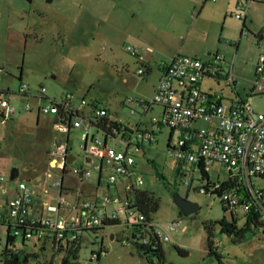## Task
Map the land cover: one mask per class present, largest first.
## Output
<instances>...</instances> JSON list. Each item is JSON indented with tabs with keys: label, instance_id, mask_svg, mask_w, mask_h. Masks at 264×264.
Here are the masks:
<instances>
[{
	"label": "rangeland",
	"instance_id": "rangeland-1",
	"mask_svg": "<svg viewBox=\"0 0 264 264\" xmlns=\"http://www.w3.org/2000/svg\"><path fill=\"white\" fill-rule=\"evenodd\" d=\"M237 1L177 2L178 9H165L167 18L155 32V7L151 0H0V92L5 93V98L10 97L16 107L27 100L32 106V111L16 112L12 119L0 125L3 174L0 213L4 212L6 201L17 194L20 181L31 189V214L38 212L45 218L51 213L48 207L57 206L60 196L74 204L73 191L100 195L98 173L93 172L89 179L80 181L72 172L73 167L85 166L82 129L71 128L67 137L54 128L55 114L38 113L40 106L53 100L62 103L67 98L73 111L87 115L89 106L83 105L82 100L88 103L96 100L108 108L111 125L118 129L117 139L111 145L125 150L124 140L131 138L135 165L144 178L142 188L159 199V207L152 215L156 227L164 230L169 223L179 220L186 226L184 232L173 231L170 241L162 242L163 263L156 264H264L262 227L240 243H233L230 236L216 227L213 239L220 262L208 255L202 222L223 217L230 220L229 213L223 210L219 196L202 191L199 174L190 186L177 174L175 161L167 152L169 140L174 143L176 135L171 137L169 127L158 129L151 122L159 114L160 106L153 104L145 113L138 109L142 115H131L125 103L129 98H149L155 83V70L143 76L137 74L141 65L126 51L128 47H135L138 55H143L147 47L155 55L156 47L161 45L174 54L192 50L190 55L201 59L219 53L232 61L237 89L244 94L250 80L255 78L259 52L264 46V0L250 1L246 33L242 32V21L233 15ZM135 28L142 29L139 38ZM21 83L28 86L31 95L44 87L45 98L17 94ZM201 88L221 92L223 97L231 93L223 80L204 78ZM253 103L257 111L264 112V92L254 94ZM138 124L155 132V139L139 150L132 133ZM196 125L206 127L208 123L200 120ZM56 139L67 144L74 157L66 163L64 174L62 167L50 163L54 157L61 161L55 154ZM13 168L17 169V175L11 179ZM108 175L109 172H104L100 185L106 184ZM226 175L217 165L209 171L210 180L225 179ZM61 181L62 192L57 184ZM253 182L264 189V177ZM174 192L197 203L198 210L187 216L180 214L172 199ZM239 214L237 223L242 225L245 218ZM123 231V226L106 225L98 233L78 232L79 249L75 257L68 254L66 247L61 251L50 245L42 248L36 239L23 244L18 238L15 248L23 253L21 264H147L133 244L123 245L119 241ZM5 233L6 227L0 226L3 239ZM3 244H0V264H5L1 255ZM100 245L105 253L97 259L93 253L99 252ZM176 248L187 254H179ZM25 257L27 261H23Z\"/></svg>",
	"mask_w": 264,
	"mask_h": 264
},
{
	"label": "built area",
	"instance_id": "built-area-1",
	"mask_svg": "<svg viewBox=\"0 0 264 264\" xmlns=\"http://www.w3.org/2000/svg\"><path fill=\"white\" fill-rule=\"evenodd\" d=\"M250 1L238 0L233 11L234 17L242 21L244 33V20ZM126 51L140 62L137 74H147L148 64L135 48L128 47ZM160 68L161 76L149 98L127 99L125 103L129 113L142 115L138 109L145 113L153 104L159 105L160 112L151 118V122L158 129L161 126L169 127L171 137L176 135V141L169 142L167 152L174 159L176 172L183 177L184 183L190 186L196 174L203 183V192L208 182L214 185L213 188L226 183L219 197L230 217L239 219V213H242L244 218L249 216L264 221V189L253 182L255 178L264 177V112L257 111L253 103L254 94L264 92V48L259 52L255 78L251 80L247 96L233 97L226 103L222 101L221 92L201 88L204 78L223 80L227 86L235 88L238 82L234 77L232 61H227L223 55L209 54L208 58L201 59L178 53L171 61L162 63ZM44 91L45 88L41 87L35 95H31L28 86L21 83L17 94L41 99L45 98ZM6 93L10 96V92ZM4 94L0 92V125L12 119L16 112L32 111L28 100L16 107ZM81 103L89 106L87 115L73 111L67 98L62 103L53 100L40 106L38 113L55 114L54 128L66 133L67 137L71 128L82 129L81 147L85 166L73 167L72 172L80 181L89 179L93 172L101 178L104 172H109L106 184L98 185L100 195L73 191L76 198L74 204L67 203L60 196L57 206L48 207L51 213L45 218L38 212L31 214L32 192L25 182L20 181L16 187L17 194L6 201L4 212L0 213V226L6 227L4 239L0 236V244L4 243L2 250L9 231L23 244L29 239H36L43 248L46 245L68 248L78 239V232L98 233L97 228L105 223L123 226L124 231L119 238L123 245L136 241L147 244L155 240V236L161 242H167L170 241L171 232L186 230L180 220L169 223L167 229H159L154 223L153 214L146 215L141 211L135 196L143 189L144 178L135 165L134 151L130 148L131 138L124 140L127 143L125 150L112 146L117 139V127L112 126L108 135L95 126L101 125L100 119L107 114V108L96 100L88 103L83 99ZM200 120L208 125L198 127L196 123ZM132 133L137 150L155 139L153 130L139 124ZM55 154L61 161L54 157L53 165L63 168L68 163V155H71L67 144L61 141ZM214 165L226 172L225 179L210 180L209 171ZM204 175H208L209 179L204 180ZM2 180L0 170V183ZM57 184L60 185V182ZM103 250L100 254L105 253ZM93 255L98 256L96 253Z\"/></svg>",
	"mask_w": 264,
	"mask_h": 264
},
{
	"label": "trees",
	"instance_id": "trees-1",
	"mask_svg": "<svg viewBox=\"0 0 264 264\" xmlns=\"http://www.w3.org/2000/svg\"><path fill=\"white\" fill-rule=\"evenodd\" d=\"M262 34L258 36L257 39L261 40ZM149 68V66H148ZM20 79V77L18 78ZM107 114L100 119L101 125H95L96 127L100 128L104 133L110 135L111 134V121H110V111L107 108ZM171 136V134H170ZM171 139V137H170ZM170 142V140H169ZM169 144V143H168ZM66 165L62 168V174L66 173ZM100 175L98 178V185H100ZM204 180L209 179L208 175H204ZM224 185H227L226 183H223L220 187L218 188H213V184L208 182L204 186V192L205 193H210L213 195L219 196L221 191L224 190ZM63 187H62V181L60 182V191L62 192ZM135 199L137 203L140 206V209L143 213L146 215L148 214H153L154 212L157 211L159 207V199L154 196V194L148 190L142 189L139 190L136 193ZM223 210L224 207H223ZM180 214H183L180 211ZM237 218L236 217H230V220H226L224 217L220 220L216 221H205L202 222V228L204 229L206 233V245H207V250H208V255H213L216 257V259L220 262V257L217 252V249L214 245V231L215 228L218 227L220 232L227 234L230 236V239L233 243H240L242 242L246 236L253 232V230H258L259 228H263L264 232V221H259L256 218H251L249 216L245 217V221L242 225H238L237 223ZM106 225H115L113 223H105L103 224L102 227L97 228L98 231H100L104 226ZM97 236H95L96 238ZM79 238V237H78ZM15 241L16 238L11 235L10 231L8 232L7 239H6V244L4 249L1 251V255L4 257V263L5 264H21L20 261V256L23 254L22 252H19L15 248ZM133 245L136 247L138 250L139 254L144 257L147 261V264H156L158 262L163 263V250H162V242L158 239V237L155 236V240H151L147 244H139L137 241L133 243ZM45 246V245H43ZM43 248V247H42ZM53 249H57V251H61L62 247L58 246L57 248L51 247ZM67 249L68 254H71L75 257V254L77 253L79 249V243L78 239L74 242H72ZM104 248L102 245H100V250L99 252H96L97 259L100 257V252ZM178 253L181 255H186L187 252L183 249L176 248ZM104 251V250H103ZM95 254V253H93Z\"/></svg>",
	"mask_w": 264,
	"mask_h": 264
},
{
	"label": "crops",
	"instance_id": "crops-1",
	"mask_svg": "<svg viewBox=\"0 0 264 264\" xmlns=\"http://www.w3.org/2000/svg\"><path fill=\"white\" fill-rule=\"evenodd\" d=\"M151 1H154L153 6L155 7V32H156V29L157 28L159 29V26L162 25V20L167 18L166 14H165L166 13L165 9L166 8L174 9L176 7L178 9L177 2L182 3L183 0H151ZM247 18H248V13L245 17L244 24L246 23ZM148 23H150V22H148ZM150 24L153 25L152 23H150ZM134 30H136L137 38H139L141 36L140 34L142 32V29L141 28H135ZM156 40L157 39L155 38V42H156ZM257 43H260L259 39H257ZM238 46H239V43L237 44L236 49L238 48ZM148 48L150 50H148ZM261 48H264V46H261ZM135 50H136V48H135ZM136 52L138 53L137 50H136ZM153 53L154 52H152V48L147 47L146 52L143 53V55L142 54L140 55L145 59V63H147L149 66L148 73L152 72V70H155V83H153L152 87H154L156 85V83L158 82V80L161 76L162 70L160 68V65L162 63H167V62L171 61L174 58V56L176 54H178L179 52L174 54L173 52H169V50H167L166 47L161 45L159 47H156L155 55ZM185 53L190 55V54H192V50H187ZM249 87H250V85H249ZM249 87L247 88V90L245 89V93L242 94L237 89V86L235 85V88H234L235 90L233 88H230V91H231L230 95H228V96L226 95V97L222 96V98H223L222 101L224 102V100H226L227 102H229L233 97H240V98L246 97L248 94V91H249ZM152 90H153V88H152ZM151 94H152V91H151ZM109 117H110V115H109ZM53 160L54 159L50 160L51 165H53Z\"/></svg>",
	"mask_w": 264,
	"mask_h": 264
},
{
	"label": "water",
	"instance_id": "water-1",
	"mask_svg": "<svg viewBox=\"0 0 264 264\" xmlns=\"http://www.w3.org/2000/svg\"><path fill=\"white\" fill-rule=\"evenodd\" d=\"M56 145L59 146L61 144L60 139H56ZM73 160L72 155H68V160L67 162H71ZM17 175V169L13 168L10 174V178H14ZM172 199L173 201L177 204V206L180 208V211L184 215H190L194 212H196L199 208V205L195 202L189 201L187 198L182 197L179 193L174 192L172 194ZM111 238H113V235H111ZM27 257L23 259V261H27Z\"/></svg>",
	"mask_w": 264,
	"mask_h": 264
}]
</instances>
